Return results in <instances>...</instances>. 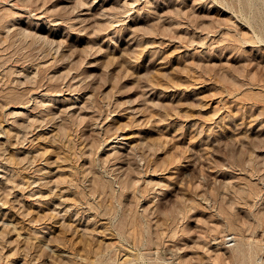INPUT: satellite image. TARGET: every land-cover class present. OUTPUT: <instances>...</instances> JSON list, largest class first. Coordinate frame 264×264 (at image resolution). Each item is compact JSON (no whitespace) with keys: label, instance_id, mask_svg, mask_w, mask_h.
<instances>
[{"label":"rangeland","instance_id":"obj_1","mask_svg":"<svg viewBox=\"0 0 264 264\" xmlns=\"http://www.w3.org/2000/svg\"><path fill=\"white\" fill-rule=\"evenodd\" d=\"M0 264H264V0H0Z\"/></svg>","mask_w":264,"mask_h":264},{"label":"bare ground","instance_id":"obj_2","mask_svg":"<svg viewBox=\"0 0 264 264\" xmlns=\"http://www.w3.org/2000/svg\"><path fill=\"white\" fill-rule=\"evenodd\" d=\"M31 227V226H30Z\"/></svg>","mask_w":264,"mask_h":264}]
</instances>
